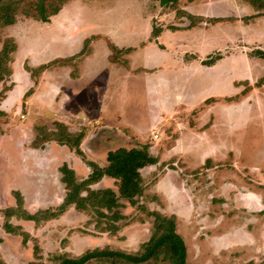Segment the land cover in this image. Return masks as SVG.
Returning <instances> with one entry per match:
<instances>
[{
    "label": "rangeland",
    "instance_id": "1",
    "mask_svg": "<svg viewBox=\"0 0 264 264\" xmlns=\"http://www.w3.org/2000/svg\"><path fill=\"white\" fill-rule=\"evenodd\" d=\"M202 4L201 12L209 16L233 14L241 17L253 10L246 0H204ZM66 5L50 23L27 17L22 12L23 5L16 23L0 29L2 41L11 37L17 42L15 68L20 69L19 60L24 59L28 71L40 81L37 82L40 87L30 113L40 105L56 110L62 101L61 96L69 95L72 89L77 88L66 85V68L53 66L43 70L41 67L57 57L82 50L83 44L75 45L71 40L89 32L93 36V46L86 51L92 53L91 59L81 65L80 73L87 79L86 83H90L83 87L84 95L89 97L88 102L94 105L93 111L91 106L88 108L90 118L108 115L110 123L107 124L114 130L127 137L133 136L136 143L144 142L143 146L154 144L155 148H162L166 154L161 157L160 164L171 166L170 169L179 174L186 169L201 167L208 153L219 164L225 162L224 168L219 165L221 169L215 168L210 175L206 172L199 176L195 174L201 183L197 194L207 198L196 199V212H184L182 199H169L166 182L160 186L163 189L160 201L143 199L140 204L138 199V207L129 215L134 218L127 223L132 224L127 230L128 236H125L126 230L121 233L128 243L125 247L119 246L115 238H110L109 246L102 248L77 239L92 235L89 226L94 224L95 228V219L91 210L78 209L74 205L86 218L76 217L72 222L75 226L72 233L77 240H74L72 255H69L80 256L88 250L105 248L136 253L152 235L153 218L149 212L161 202L164 207L161 210L177 218V233L187 250L186 264H264V216L260 217L262 214L257 210L258 199H250L251 194H255L263 197L264 201V82L257 85L264 76V21L258 19L255 24L253 21L223 22L209 29L201 22L191 30L183 31L184 26L181 25L188 24L192 19L189 13L183 12L188 22L183 18L174 23L172 19L177 8L174 3L163 5L160 0H68ZM181 12L177 11L178 17ZM217 21L225 20L219 18ZM151 31L157 40L145 46L138 45L148 41ZM106 39L119 47H137L128 56L131 70L111 64L106 59L109 54ZM112 48L116 58L123 60L126 57L127 50L114 45ZM204 59L211 61L205 63ZM10 81L11 78H7L0 83V93L6 91ZM24 84L23 81V87ZM53 86L62 88L59 96L58 93L52 94ZM244 89H251L249 93H254L245 101L242 100ZM237 93L239 103L234 109L228 100ZM178 95L182 96L181 100L176 99ZM102 96L105 103L100 102ZM211 96L217 102L207 110L202 101ZM104 105L105 109L102 108ZM19 113L18 108L13 112V124L20 121ZM137 113L141 114L139 120ZM157 113L163 114L164 119L154 124L153 116ZM7 121V115L0 119V132ZM201 128L204 130L200 131ZM154 132L160 134L159 140L152 141ZM173 136L179 139L173 142ZM227 182L237 185L238 191L234 188L231 194L240 193L238 199H224L226 197L222 192ZM154 188L150 187L148 194ZM199 200H207V208L204 205L199 207ZM223 201L230 202V205L223 206ZM18 212L22 213V210ZM205 214L211 216L206 226V222L199 220ZM217 216L220 220L214 219ZM55 232V227H47L42 234L38 232L35 236L25 232L33 251L29 261L23 256V261H20L21 255L13 253L15 263L28 264L33 259L40 264H55L57 255H67L63 249L70 240L63 234L55 239ZM244 235L251 237L255 244L243 240ZM221 237L227 239L221 242ZM8 241L4 246V256L10 258V239ZM113 261L104 263L95 259L86 264H116ZM147 264L171 263L159 260Z\"/></svg>",
    "mask_w": 264,
    "mask_h": 264
},
{
    "label": "crops",
    "instance_id": "2",
    "mask_svg": "<svg viewBox=\"0 0 264 264\" xmlns=\"http://www.w3.org/2000/svg\"><path fill=\"white\" fill-rule=\"evenodd\" d=\"M155 1V0H154ZM212 1V0H210ZM149 2V1H148ZM204 0H179L176 4L174 9L173 15V22L178 19H182L184 13H189V17H191V24L181 25L184 26L182 29L183 31H189L197 24L200 25L203 23L205 28L209 29L211 27L216 26L220 23H237V22H246L249 23L251 21L255 22L260 19L264 21V9L258 10L252 3L246 0L250 6L253 7V10H249V15L244 16H236V15H228V16H209L203 11L202 4ZM67 3V2H66ZM65 3V4H66ZM234 5H236L235 1H233ZM212 4V3H211ZM68 5H64L63 8L67 7ZM232 6V5H231ZM200 11L196 12L198 8ZM62 8V9H63ZM61 9V10H62ZM179 9V10H178ZM60 10V12H61ZM173 10V9H171ZM182 10V12L180 11ZM181 16L178 17L179 13ZM59 12V13H60ZM58 13V14H59ZM206 15H202V14ZM57 14V15H58ZM258 15V16H256ZM54 15L52 18H54ZM253 18H250L252 17ZM58 18V17H57ZM224 19L225 21L218 22L217 19ZM250 18V19H249ZM49 22H42V23H50ZM249 19V20H248ZM188 22V19H186ZM179 21V20H178ZM202 22V23H201ZM183 24L186 22H182ZM153 31V29H152ZM151 31L150 37L146 43L141 42L140 46H145L148 43L153 42L156 37L153 36ZM77 37V33H76ZM110 39H106V45L109 49V54H107L106 59L114 65H121L124 66L126 69L131 70L132 67L130 66L128 56L131 55L136 51L135 46H124L119 47L114 42L111 43ZM157 40V39H156ZM75 42V45L81 46L83 44V49L75 54H71L68 56H60L57 57L46 65H50L49 67L57 66V68H66L67 75H66V85L69 84L70 86L77 87L71 90V94L65 95L64 97L61 96L62 101L60 102L59 107L57 109L52 108H43V106H38L35 108L33 112L30 113L31 109L33 108L34 103V96L38 95V89L40 85L39 82L34 79L32 72H29L26 66V63L23 62L24 59L19 60L21 62L20 69H16L14 66L16 60V52L14 53V61L12 62V75L11 81L8 84L9 89L5 92V96L0 103V110L6 113L8 117L7 123L2 125V129L0 132V258L7 262L8 264H16L15 259L16 256L13 253H18L29 261V257H31V253L33 251L32 247L30 248V241L27 242V245H24L23 236L14 234L9 232V230L4 227L5 219V211L10 208L17 207V199L20 197L23 199V210L28 212L29 214H35L36 212L42 210H52L56 211L59 208L64 200L67 197V185L63 181V174L61 172V168L63 166H68L72 171L75 173L76 181L83 182L88 180L91 175L93 174V168L87 162L90 161L91 163H97L96 165L99 167H106L108 165L107 157L109 152L116 151L120 148L126 149H133V148H140L143 143L134 141V137H127L125 134L120 133L119 131L114 130L111 126L107 123H110V118L108 115L101 114L100 117L90 118L88 116V108L91 106V111H93L94 105L92 102H88L89 97L87 94L84 95V88L90 85V83H86L87 79L81 72V65L86 61L90 60V55L92 54L90 51H86L87 48H91L93 46V36L90 35L89 32H83V34L78 35L77 40H71ZM83 41V42H82ZM17 43V42H16ZM112 45L116 46L118 49L127 50L126 57L123 60L119 57L116 58L114 53L112 52L114 49ZM92 49V48H91ZM84 52L83 54H81ZM194 56V55H191ZM29 58H27L28 60ZM205 63L208 61L203 60ZM55 62V63H54ZM208 63V62H207ZM45 65V66H46ZM44 66V65H42ZM212 66V65H211ZM124 68V69H125ZM141 68H138V70ZM144 70V69H142ZM133 76V75H132ZM136 77V76H133ZM25 79V80H24ZM261 79V78H260ZM23 81L25 82V86L23 87ZM136 81V80H135ZM260 81V80H259ZM258 81V82H259ZM38 82V83H37ZM239 83V82H237ZM258 85V84H257ZM250 87V86H249ZM237 88V87H236ZM52 94L58 93L57 96L63 91L62 88H56L55 86L52 87ZM1 90V89H0ZM249 90H243V99L248 100L254 93L250 94ZM30 92V93H29ZM253 92V91H252ZM29 93V94H28ZM240 93V92H239ZM239 93L232 95L231 98L228 100L229 103L234 109L238 106L239 101H237ZM250 94V95H249ZM55 95V94H54ZM177 100H181L182 96L178 95L175 96ZM247 97V99H246ZM240 99V100H241ZM244 100V101H245ZM243 101V102H244ZM100 102L105 103V97L102 96V100ZM217 102V101H216ZM215 102V98L213 96L205 98L202 103H205V107L208 110L210 106H212ZM237 103L235 105H232ZM167 104V103H166ZM45 106V105H44ZM20 110L19 113V120L16 124H13L12 121L15 117L13 112L16 109ZM105 109V105L102 107ZM28 112L30 113V118L28 117ZM154 124H159L160 121H163L164 116L160 113L155 114L153 116ZM128 118L131 119V115L128 113ZM136 118H141V114L137 113ZM143 119V117H142ZM41 120V121H40ZM183 121V120H182ZM180 121V122H182ZM179 123V122H178ZM59 125H63L66 133L70 135H78L80 133L83 134L81 143H80V150L84 157L77 152L76 148L70 147L67 144H62L58 140L54 138H46V140L42 141L40 144H36V141L40 135L41 128L45 127L44 130L47 132L57 134L59 139L60 137V128ZM171 129V127H170ZM200 131L204 130L203 128L199 129ZM112 134L116 135L115 137ZM48 137V136H47ZM153 140H159L160 134L154 132ZM179 138L173 136L171 140L173 142L177 141ZM151 144L150 152L157 158V162L154 165L146 166L141 170L142 176L145 178L146 182V189L144 194L136 199H140V204L142 203L143 199H154L160 201V193L162 192V188L160 187L162 184L166 182V192L169 199H182L183 207L182 210L184 212H196L197 209V201L196 199H207L201 194H197V190L201 188V183L197 176L206 174H211L221 165V168L225 167V162L219 164L213 158L210 157V153L207 154L205 163L200 167L198 166L195 170L193 169H186L183 171L182 174L177 173L171 166H164V163L160 164L161 157L166 153L163 152L162 148H155ZM17 151V154L15 152ZM86 158V160H85ZM217 163V165L215 164ZM172 164V163H171ZM170 164V165H171ZM162 168L160 169L159 168ZM219 167V169H221ZM165 170V171H164ZM164 172V175L162 174ZM191 173V174H189ZM194 173V174H193ZM197 176H196V175ZM208 175V176H209ZM193 177V179L191 178ZM151 179V182H150ZM117 180L109 177L104 176L99 182L89 185L90 190H112L117 195H119L118 186L116 184ZM194 182V185L191 183ZM210 182H208L209 184ZM155 187L152 193L148 194V189L150 187ZM191 187V189H190ZM233 182H227L224 184L222 195L226 198L224 199H238V195H232L231 192L236 188ZM194 188L196 189L194 191ZM162 189V190H161ZM161 190V191H160ZM238 191V189H237ZM87 192H83L82 196L86 195ZM245 198H247L245 196ZM211 199V196H210ZM215 199V198H213ZM250 199H258V212L264 216V201L262 200L263 197L257 196L255 194H251ZM212 200V199H211ZM200 201V200H199ZM207 200L200 201L199 207L203 206L207 208V204H205ZM120 203L123 204L121 208L122 214L125 216L122 224L121 230L118 232V236L110 235L109 233L99 232L95 230L94 224L90 225L89 227L90 232L92 233V237L89 235H85V237H79L77 239L83 241H89L95 247H105L109 246V239L115 238V242L118 245L126 246L128 243L125 242L124 236H121L123 230H126L125 236H128L127 230L132 226V224H127L128 221H131L134 217H129L130 212H133L135 208L138 207L132 206L130 202L126 199L120 200ZM223 206L230 205V202L223 201L221 203ZM161 202L155 205L152 211H157L162 214L171 216L172 214L165 213L161 209L162 208ZM202 207V208H204ZM207 210V209H206ZM151 211V212H152ZM76 217L86 218L82 212H79L74 205L69 206L66 212H63L61 215L56 217L55 219L46 221L37 225L34 221L25 220L24 218L17 217V215H12L9 218L8 222L13 227H20V231L28 232L30 235L35 236L36 233L42 234V232L47 227H55V239H57L59 234H63L64 238H68L70 240L67 242L66 247L63 249L64 252L71 254V247L74 245L73 242L75 237L73 236L72 230L74 229L73 220ZM220 217L217 216L214 219L220 220ZM199 220L206 222L205 226L208 225V221L211 220V216L205 214L200 217ZM126 223V225H125ZM129 223V222H128ZM45 226V227H44ZM33 228V229H30ZM95 233V234H94ZM242 234L244 232L242 231ZM94 235V236H93ZM231 235V234H230ZM246 235V234H245ZM244 239L246 242L254 243L251 237L245 236ZM227 237V236H226ZM226 237H221V242L227 239ZM8 239H10V258L5 257L4 254V246L8 244ZM43 240V238L41 239ZM113 240V239H112ZM14 242V244H13ZM94 247V248H95ZM260 249L261 244H260ZM93 248V249H94ZM13 250L15 252H13ZM87 250V249H86ZM34 253V252H33ZM45 254V253H44ZM33 255V254H32ZM72 255V254H71ZM75 254L74 256H76ZM43 256V253H42ZM37 262V261H30ZM41 263V262H40ZM29 264V263H28Z\"/></svg>",
    "mask_w": 264,
    "mask_h": 264
},
{
    "label": "trees",
    "instance_id": "3",
    "mask_svg": "<svg viewBox=\"0 0 264 264\" xmlns=\"http://www.w3.org/2000/svg\"><path fill=\"white\" fill-rule=\"evenodd\" d=\"M26 1L27 3H23ZM68 0H0V29L14 25L17 21V16L20 9L24 5L23 14L29 18H33L42 22H49L51 17L57 15ZM179 0H160L164 5L166 3H174ZM254 5L258 10L264 9V0H247ZM23 3V4H22ZM22 4L21 6H19ZM258 16V15H256ZM2 45L0 49V83L10 78L12 75V62L14 61V53L17 51V43L14 38L5 40L0 39ZM82 52L81 54H83ZM211 61V60H210ZM210 61H207L210 63ZM206 62V63H207ZM55 63V62H54ZM50 65H53L50 64ZM50 65L42 66L45 70ZM28 69V68H27ZM34 73H32L33 75ZM264 82V76L257 83L258 85ZM9 87L6 89V91ZM0 93V103L5 96V92ZM2 92V91H0ZM30 93V92H29ZM28 93V94H29ZM6 117V113L0 110V119ZM60 128V137L57 134L47 132L42 127L36 144H40L46 138H54L62 144H67L70 147L76 148L77 152L82 155L80 143L83 134L70 135L66 133L63 125ZM48 136V137H47ZM108 165L99 167L96 164H90L93 168L91 177L83 182L76 181L75 173L68 166H63L61 172L63 181L67 185V197L63 204L56 209L42 210L36 214H29L23 210V199L18 197L17 207L7 209L4 213L6 227L9 232L23 236L24 243H27V234L20 231V227H13L8 220L12 215L24 218L25 220L34 221L37 225L43 222L55 219L61 215L64 210L75 205L78 209H88L92 212V217L95 219V228L99 232L116 235L121 230L124 215L121 212L123 204L120 203L121 198L126 199L132 206L138 204L137 197L144 194L146 189L145 178L142 176L141 170L149 165H154L157 158L151 154L148 145L140 148L126 149L120 148L116 151H111L107 157ZM104 176H109L117 180L119 195L114 191L108 190H90L89 185L99 182ZM83 192L87 194L82 196ZM18 210H22L19 213ZM26 212V214H25ZM150 216L153 218V231L150 239L142 243L140 249L134 253H122L110 251L108 248L103 250H88L80 256L57 255L55 264H86L92 260L98 259L100 262H108L114 260L116 264H147L151 261H169L171 264H186V245L181 236L177 233L176 223L177 218L174 215L168 216L157 211H150ZM128 223V222H127ZM1 243V239H0ZM37 252V251H36ZM0 264H8L0 260ZM29 264H40V262H31Z\"/></svg>",
    "mask_w": 264,
    "mask_h": 264
}]
</instances>
